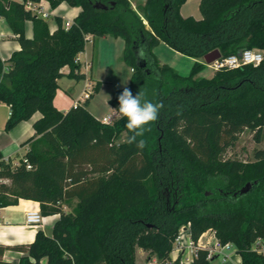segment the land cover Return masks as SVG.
I'll return each instance as SVG.
<instances>
[{"label":"trees","instance_id":"trees-1","mask_svg":"<svg viewBox=\"0 0 264 264\" xmlns=\"http://www.w3.org/2000/svg\"><path fill=\"white\" fill-rule=\"evenodd\" d=\"M40 1L0 0V18L20 45L0 59V103L10 109L5 130L41 115L26 162L12 166L0 154V180L10 182H0V208L25 199L44 217L59 215L50 236L38 230L32 243L15 248L24 253L16 264H135L137 249L165 263L188 224L192 241L210 230L232 245L240 264H264L254 249L264 243V151L253 161L226 158L245 130L256 143L264 137V57L258 66L198 77L200 59L214 50L221 58L264 50V0H200V20L180 16L186 0H145L135 9L130 0H45L52 9L62 2L80 8L67 28L55 17L52 33L26 9ZM89 35L120 38L121 61L132 70L127 88L163 103L151 130L138 137L143 150L127 143L117 99L124 88L108 100L118 114L111 124L86 109L100 82L81 106L62 113L53 105L63 67L68 78L84 79L77 57ZM160 43L195 60L188 76L158 62L152 49ZM140 44L145 60L137 59ZM69 199L77 203L65 214L60 204ZM206 256L197 250L192 264H209Z\"/></svg>","mask_w":264,"mask_h":264},{"label":"crops","instance_id":"crops-1","mask_svg":"<svg viewBox=\"0 0 264 264\" xmlns=\"http://www.w3.org/2000/svg\"><path fill=\"white\" fill-rule=\"evenodd\" d=\"M12 1L22 2V0ZM144 1L130 0V3L132 8L135 9L136 6L142 5ZM190 1L195 2L198 8L200 0H186L179 10V14L183 18H186V16L191 17L186 14H193L190 13ZM26 9L45 18L50 33L56 29L55 17L61 18L64 27L67 28L80 12V8L70 7L65 2H62L55 9H52L45 0H41L39 3H27ZM194 19L200 20L201 14L199 19L196 17ZM25 36L32 38V25L30 22H27L25 25ZM160 45L165 44L160 43ZM123 48L124 42L120 38L110 36L93 37L89 35L84 51L77 57L80 65L79 72L84 75V79L76 81L68 78L66 75L69 73V68L66 66L63 67L61 70L63 76L57 81L58 89L53 100L54 107L58 111L66 113L76 105H83L85 102L83 92L87 90V85L90 84L94 87L96 82H100L101 85L98 92L90 99L86 109L100 122L104 117H115L117 112L108 104V100L113 92L118 89L111 88V80L108 77H101L100 72L112 73L113 70L110 66H113V60L126 66L121 61ZM19 50L20 45L16 41L15 36L11 33L4 19L0 18V59L6 61L13 52ZM128 69L132 73L131 68ZM109 87L110 89L107 90ZM106 92L108 93L106 94ZM99 97L103 99L101 108H97L99 106L96 105ZM9 114V107L0 103V154L3 160L9 161L12 166H16L24 160L28 149L26 142L35 137L32 125L41 115L36 112L30 120L20 122L11 130L6 131L5 123ZM0 182L5 185L10 184L7 179L0 180ZM76 203L77 199H69L63 201L60 207L65 214H69L72 212ZM29 211H38L40 213L39 204L31 200L18 199L16 204L0 208V262L10 264L18 263L20 257L24 256V253L17 251L15 248L32 243L38 230L50 236L53 224L59 219V215L45 217L41 215L43 218L42 222L35 226H28L25 223V215ZM254 249L264 253V243L255 246ZM223 254L227 256L225 260L221 255H215L209 260V264H240V257L232 245L230 248L224 249ZM168 264H192V259L185 257V251L183 253H173L171 251Z\"/></svg>","mask_w":264,"mask_h":264},{"label":"rangeland","instance_id":"rangeland-1","mask_svg":"<svg viewBox=\"0 0 264 264\" xmlns=\"http://www.w3.org/2000/svg\"><path fill=\"white\" fill-rule=\"evenodd\" d=\"M190 13L193 14H186L190 15L191 17L200 18V13L197 8V4L195 2L190 1L189 3ZM195 13V14H194ZM195 15V16H194ZM189 17V16H186ZM153 55L156 57L160 64H166L172 67L175 71L178 72L180 76L186 77L189 75L193 62L195 60H191V58L185 57L175 51L171 50L165 45H158L152 49ZM200 61L204 64V70L198 74L200 78H211L215 71L211 70L207 67L201 58ZM112 68L113 72L108 74V72L102 71L100 72L101 77H108L111 80V88L113 89H123L128 86L131 73L129 71V67L123 66L120 62H116L113 60ZM121 66V67H120ZM130 74V75H129ZM90 85V84H88ZM92 86V85H91ZM93 88V86H92ZM110 87L107 89L109 90ZM108 92H106L107 94ZM97 104L101 108L103 105L102 97L97 99ZM124 140V134L118 140V143ZM258 150L264 151V137L262 138L260 143H256L253 139V133L248 130H245L238 138L237 142L235 143L234 147L229 149L226 153V158L232 159H239L243 161H253L254 153ZM185 257L189 259L193 258L192 254L190 253L189 249L185 251ZM153 258V257H152ZM148 252L143 251L141 249H137L135 253V264H147L148 262ZM168 260L166 261V263Z\"/></svg>","mask_w":264,"mask_h":264},{"label":"built area","instance_id":"built-area-1","mask_svg":"<svg viewBox=\"0 0 264 264\" xmlns=\"http://www.w3.org/2000/svg\"><path fill=\"white\" fill-rule=\"evenodd\" d=\"M46 17V16H44ZM264 57V50H258V49H245L240 52V54H234L230 55L225 58H218L214 62L210 64H205L207 67H209L213 71H218L221 69H236L240 66L244 65H252V66H258ZM87 90L83 92V99L86 100L89 98L90 94L92 93V86L87 85ZM118 117V114H116L115 117H104L102 119V123L104 124H111L113 121H115ZM24 162H26L24 160ZM26 168L29 169L30 166L27 164ZM43 221V218L41 216V213L38 211H29L25 215V223L28 226H35ZM190 226L189 224L186 226H182L178 234L176 236V239L173 243L172 252L174 253H183L186 251V249H189L190 253L194 257L196 255L197 250H205L207 252V260L212 259L215 255H221L223 259L225 260L227 256L223 254L224 249L230 248V244L222 245L218 241V239L215 237V234L213 231H206L203 234H201L198 239L194 242L190 238ZM193 260V258H192ZM147 264H168L161 263L157 261L155 258H151L148 260Z\"/></svg>","mask_w":264,"mask_h":264},{"label":"clouds","instance_id":"clouds-1","mask_svg":"<svg viewBox=\"0 0 264 264\" xmlns=\"http://www.w3.org/2000/svg\"><path fill=\"white\" fill-rule=\"evenodd\" d=\"M136 55L137 59L147 58L144 44L138 45ZM117 99L118 111L121 118H126L125 127L131 133L127 143L135 144L138 149L143 150L146 146L145 140H138V137H143L151 130L150 126L158 120L163 103L147 99L145 93L140 90L133 95L131 89L127 87L120 92Z\"/></svg>","mask_w":264,"mask_h":264},{"label":"water","instance_id":"water-1","mask_svg":"<svg viewBox=\"0 0 264 264\" xmlns=\"http://www.w3.org/2000/svg\"><path fill=\"white\" fill-rule=\"evenodd\" d=\"M97 8H104L102 6H96ZM240 54V52L238 53V55ZM218 58H220V53L218 50H214L208 54H206L202 59L204 61V63L210 64L212 62H214L215 60H217ZM248 185H246L244 188L241 189V192H244L247 190Z\"/></svg>","mask_w":264,"mask_h":264}]
</instances>
